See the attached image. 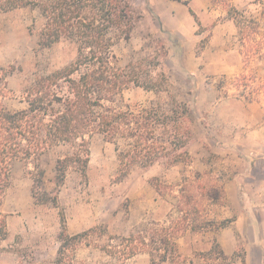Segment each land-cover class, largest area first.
<instances>
[{
    "label": "rangeland",
    "instance_id": "374dc122",
    "mask_svg": "<svg viewBox=\"0 0 264 264\" xmlns=\"http://www.w3.org/2000/svg\"><path fill=\"white\" fill-rule=\"evenodd\" d=\"M171 2L132 0L140 20L131 38L120 40L114 47L117 65L125 67L144 59L153 60L154 82L157 74L164 73L170 96L184 102L190 110L187 126L192 138L187 149L200 153L203 148V152L210 154L202 157V165H195L189 151L188 163L170 166L161 161L147 169L131 167L123 176L114 146L95 135L89 141L86 170L70 168L60 185L54 181L55 161L64 150L50 152L43 158L45 176L39 184L28 174L32 166L15 162L0 206V264L53 262L59 241L47 232L52 231L54 236L59 229L60 234V221L64 225L67 213L74 218L77 228H83L78 234L85 233L75 246L73 263L134 264V257L142 252L130 258L124 256L133 247L146 254L153 247H161L169 264L233 261L234 258H222L216 245L208 253L188 251L184 256L175 242L187 231H214L222 223L218 220L225 204L222 184L230 175V167L214 150L230 147L231 142L219 139L217 129L226 124L222 135L242 136L248 124L264 117L245 106L253 103L262 113L264 90L255 100H246L241 94L247 90L238 86L243 75L254 79L255 84L264 83V57L248 58L245 48L240 46L239 30L227 14L230 8L241 11L256 19L264 32V0H196L191 8L193 15L181 3ZM40 29L37 11L18 9L0 15V69L9 75L6 86L10 97H19L36 75L62 68L76 55L68 41L42 48ZM124 98L132 104L157 100L153 93L139 88L126 91ZM160 98L165 99V95ZM221 100L243 104L216 105ZM9 105L19 107L15 102ZM167 169L171 171L165 175ZM143 191H149L153 201L155 192L156 201L162 203L158 215L154 216V203L145 211L134 205L132 195ZM33 193L44 202L36 203ZM142 240L145 246L139 243ZM158 259L154 251L155 264H161Z\"/></svg>",
    "mask_w": 264,
    "mask_h": 264
},
{
    "label": "trees",
    "instance_id": "16d2710c",
    "mask_svg": "<svg viewBox=\"0 0 264 264\" xmlns=\"http://www.w3.org/2000/svg\"><path fill=\"white\" fill-rule=\"evenodd\" d=\"M172 1L188 6L192 0ZM18 9L38 12L42 48L68 41L76 55L60 69L36 75L17 98L10 97L9 75L0 69V206L15 162L32 166L28 174L39 184L45 176L43 158L64 150L55 161L54 181L60 185L70 168L86 170L89 141L95 135L114 146L123 176L131 167L147 169L161 161L170 166L188 163L190 110L170 96L167 76L159 73L154 82L151 59L117 65L114 47L131 38L140 20L132 0H0V15ZM227 14L239 30L240 46L248 58L264 57V32L256 19L233 8ZM238 86L247 90L241 94L246 100H255L264 90V83L255 84L245 75L238 79ZM131 88L153 93L157 100L128 103L124 94ZM162 94L165 99L160 98ZM10 102L19 107H10ZM33 198L44 202L35 193ZM225 225L222 222L217 228ZM63 226L62 221L56 258L47 264H77L73 263L75 246L85 233L69 236ZM139 243L145 246L144 240ZM154 251L159 262L167 261L165 249L153 247L148 252L151 264H155ZM140 252L133 247L123 253L130 258Z\"/></svg>",
    "mask_w": 264,
    "mask_h": 264
},
{
    "label": "crops",
    "instance_id": "0c3cea01",
    "mask_svg": "<svg viewBox=\"0 0 264 264\" xmlns=\"http://www.w3.org/2000/svg\"><path fill=\"white\" fill-rule=\"evenodd\" d=\"M163 1L165 2L166 0ZM195 1L192 0L188 4L190 7L182 4L186 7L185 9L189 14V10L191 11V8H193ZM157 2L158 0H154L152 4ZM171 3L178 2L172 1ZM154 6L152 5L153 9ZM157 15L164 28V20L161 14L158 13ZM242 104L241 101L237 100L216 102L218 106H240ZM245 106L254 110L260 116H264V110L262 111L263 114L259 113V107L257 108L253 103H247ZM235 124L240 126L238 123ZM220 126L221 128L217 129L220 135L218 138L231 142L230 147L223 146L220 150H214L218 156H222L225 162L229 163L230 167V175L224 179L222 184L225 200L222 208L223 214L218 218V220L225 222L226 225L214 231L203 229L201 232L187 231L176 240L175 246L185 256L188 251L191 254L194 252L208 253L216 245L222 254V258H234L233 261L225 264H264V117H261L257 123L248 124L247 130L244 131L245 133L242 136H238L240 135L236 132L238 127L235 126V133L238 135L226 137V135H222L223 131H221L226 130V124H221ZM187 150L194 156L196 166L199 163L202 165V157L210 154V152H203V148L200 149V153L191 151L190 148ZM170 171L171 169L165 170V175L169 174ZM143 192H136L132 195L134 197V205H138L145 211L150 209L151 204L154 203V216L158 215L163 205L156 201L155 192L154 201L149 191ZM64 229L69 236L78 235L83 230L82 227L77 228L74 225V218L69 213L65 216ZM60 231H62L61 221ZM47 235L58 241L59 229L56 230L54 236L52 231H48ZM238 253H241V256ZM132 263L151 264L150 256L142 252V254L134 257ZM161 264L169 263L165 261Z\"/></svg>",
    "mask_w": 264,
    "mask_h": 264
}]
</instances>
